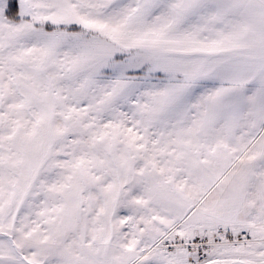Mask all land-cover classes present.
<instances>
[{"label":"snow or ice","instance_id":"1","mask_svg":"<svg viewBox=\"0 0 264 264\" xmlns=\"http://www.w3.org/2000/svg\"><path fill=\"white\" fill-rule=\"evenodd\" d=\"M0 264H264V0H0Z\"/></svg>","mask_w":264,"mask_h":264}]
</instances>
